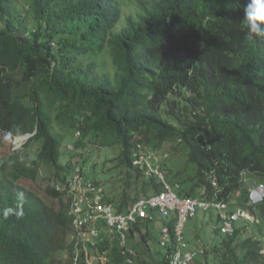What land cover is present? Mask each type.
Returning <instances> with one entry per match:
<instances>
[{"label": "trees", "instance_id": "obj_1", "mask_svg": "<svg viewBox=\"0 0 264 264\" xmlns=\"http://www.w3.org/2000/svg\"><path fill=\"white\" fill-rule=\"evenodd\" d=\"M246 3L0 0V264H73L68 190L77 174L93 182L85 166L107 150L123 177L105 201L120 212L164 190L137 164L145 156L180 197L223 202L264 230V201L251 202L245 179L264 185V39L248 38ZM171 142L175 162L157 166ZM211 212L218 238L197 253L205 264H264V238L239 222L224 234ZM150 217L174 234L175 214ZM143 225L131 230L138 256ZM100 248L124 264L116 242Z\"/></svg>", "mask_w": 264, "mask_h": 264}, {"label": "built area", "instance_id": "obj_2", "mask_svg": "<svg viewBox=\"0 0 264 264\" xmlns=\"http://www.w3.org/2000/svg\"><path fill=\"white\" fill-rule=\"evenodd\" d=\"M149 159L150 157L142 156L137 164L141 165L145 161L148 164V170L159 176L164 190L159 194L138 200L126 212H120L113 204L105 201L101 188L86 181L79 174L75 176L69 194L73 198L72 210L75 224L77 228L85 230L83 233L85 241L93 243L100 235L97 224L103 223L110 234L119 236V240L125 248L123 254L127 257L128 262L133 264L134 250L128 247L129 231L139 221L151 218V210H158L164 217L175 214L177 223L173 235L168 227L163 228L161 246L170 248L173 246L172 244L175 245L166 254V262L156 264H193L195 254L189 250L184 240V230L186 223L198 212H209L210 210L218 212L223 219L222 232L227 235H232L235 232V223L238 220L241 218L251 219L243 211L229 215L227 205L223 202L180 197L173 186L165 181L163 174L152 167Z\"/></svg>", "mask_w": 264, "mask_h": 264}, {"label": "rangeland", "instance_id": "obj_3", "mask_svg": "<svg viewBox=\"0 0 264 264\" xmlns=\"http://www.w3.org/2000/svg\"><path fill=\"white\" fill-rule=\"evenodd\" d=\"M2 28V24L0 22V29ZM27 140V138L17 137L12 141V149H18L22 146V144ZM171 144H165L162 149L158 152L154 153L155 159L154 163L159 166L160 163H171L175 162L173 151L170 149ZM69 150H73V146L69 145ZM38 149L35 148L34 151ZM117 152L107 150L101 152L100 155L93 154L91 156L90 162L85 166L86 168V176L87 179L93 182H98L103 187V190L106 192V196H112L117 189H120L121 178L123 177L120 174L119 169H112L114 164L109 163L111 160L117 157ZM112 169V170H111ZM111 170V171H110ZM246 179V184L250 187H256L255 182H249ZM43 177H40L38 180L39 183L45 188L47 186V182H42ZM255 183V184H254ZM187 186H191V184H187ZM101 187V188H102ZM262 193L264 194V188H262ZM167 220L157 219L154 222L149 223L147 226H144V230H147L150 235L149 242L147 244L148 250L152 252V260H159L163 256V249L160 246L161 240V229L164 227ZM244 223V222H243ZM243 223H241L243 225ZM241 224L239 226H241ZM255 224V223H254ZM253 222L246 227L245 235L248 236L253 235L258 238H264V230L262 232H258L256 228H254ZM219 225L217 224V216L214 212L205 213L200 211L195 217L190 219L185 226L184 239L190 245V249L194 252L199 253L204 248V244L208 247L212 246L217 238L218 234L216 233V228ZM243 226H241L242 228ZM264 228V227H263ZM198 234L199 238L196 239V235ZM139 240H136L135 243H138ZM144 247L146 245H143ZM202 256V254H201ZM204 255L202 257H197V264H205L206 261L204 259ZM212 260V257L210 258ZM147 261V260H146Z\"/></svg>", "mask_w": 264, "mask_h": 264}, {"label": "clouds", "instance_id": "obj_4", "mask_svg": "<svg viewBox=\"0 0 264 264\" xmlns=\"http://www.w3.org/2000/svg\"><path fill=\"white\" fill-rule=\"evenodd\" d=\"M244 18L246 20V28L248 30L247 31L248 38L249 39H257V38L264 39V0H247V3L245 4V7H244ZM22 137H24V136H22ZM20 148H18V149H20ZM14 150H16V149H14ZM91 183L94 185L93 182H91ZM96 187L101 188L102 186L98 185ZM256 187L257 188H255V186L253 188H251V202L254 204H259L262 201H264V194L262 193V191H263L262 188H264V185H256ZM57 189L60 190V186H57ZM101 189L103 191L104 198H106V192L103 190V187ZM68 197H70L69 190H68ZM72 203H73V198L71 197V199H68V205H69V216L73 219V225H72L73 231L71 234V240L75 244L74 245V247H75V259H74L73 264H79V259H80L81 255L85 256L87 264H111V255H110V251H109L110 248L104 249V250H101V248H100V245L106 239L110 242V245L112 247H113L114 242H116L118 244L120 254L124 259V264H130L128 262L127 257L123 254V251L125 248L121 244V241L119 240V236L110 234L109 231L107 230V228L105 227V224H103V223L97 224V228L99 229L100 235L97 239H95L93 241V243H89V242L85 241V238L83 235L85 230L77 228V226L75 224V216H74L73 210H72ZM239 211H241V210H239ZM237 212H235V213H237ZM243 212L246 213L247 215H249L251 217V219L241 218L240 220L237 221V222H239V225L243 222L244 223H243V225L241 224V226L248 225L247 227H249V225L252 222H253V224L255 223L254 226L256 224H260V222L257 221L254 216L250 215L249 213H247L245 211H243ZM147 220L139 221L136 225L143 223L144 225H143L142 230L144 231V226H146L145 221H147ZM241 226H239V227H241ZM165 227H168V226H165ZM131 230L129 231L128 247H130L134 250V255H132L133 264H141L140 262H144L146 260L147 261L151 260V258H153V257H151L150 259H147L146 256H142V258H140V255L138 256L136 254V248H134V246H133V243H135V241L132 240V238H131ZM162 230H161V240H162ZM184 232H185V230H184ZM256 238H258V237H256ZM161 240H160V246H161ZM172 245L173 246H171L170 248H163L161 246V248H163V250H164V255L162 256L163 260L162 259L155 260V262L152 264H156L159 262H166V254L168 252H170L172 250V248H174L175 244H172ZM187 245L189 247V250L195 254V261L193 264H197L196 252H194L192 249H190V245L188 243H187ZM261 254H264V249L261 251Z\"/></svg>", "mask_w": 264, "mask_h": 264}, {"label": "crops", "instance_id": "obj_5", "mask_svg": "<svg viewBox=\"0 0 264 264\" xmlns=\"http://www.w3.org/2000/svg\"><path fill=\"white\" fill-rule=\"evenodd\" d=\"M166 224L167 223H165V225H164V227L163 228H165V226H166ZM162 228V229H163ZM161 229V230H162ZM141 248H140V250H141V252L144 250L146 253H145V256L147 257V259H150L151 257H152V252H150V250H148V248H147V245L144 247V246H140ZM163 249V248H162ZM163 255H164V251H163ZM140 257H142V256H140ZM197 257H198V255H197V253H196V259H197Z\"/></svg>", "mask_w": 264, "mask_h": 264}, {"label": "water", "instance_id": "obj_6", "mask_svg": "<svg viewBox=\"0 0 264 264\" xmlns=\"http://www.w3.org/2000/svg\"><path fill=\"white\" fill-rule=\"evenodd\" d=\"M29 137H31V135H26V136H24L22 138H29Z\"/></svg>", "mask_w": 264, "mask_h": 264}]
</instances>
